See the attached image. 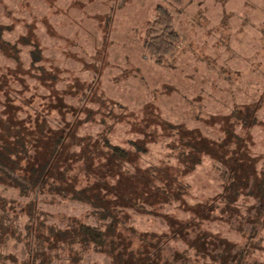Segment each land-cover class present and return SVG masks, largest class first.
Instances as JSON below:
<instances>
[{
    "label": "rangeland",
    "instance_id": "obj_1",
    "mask_svg": "<svg viewBox=\"0 0 264 264\" xmlns=\"http://www.w3.org/2000/svg\"><path fill=\"white\" fill-rule=\"evenodd\" d=\"M158 5L170 12V24L178 34L174 50L159 64L143 46L148 30H161L153 25ZM0 32V72L21 80L19 75L36 94L62 93L64 103L77 114L79 107L90 110L92 120L79 124L78 135L105 130L111 143L124 148H131L130 140H144L147 152L139 158L141 166L169 160L180 168L175 158L179 146H166L178 144L163 136L167 131L161 135L159 128L154 133L145 123L123 122L121 117L130 112H153L161 120L216 139L222 136L218 117L234 107L259 103L256 124L249 129L241 124L225 127L246 139L250 153L259 158L255 167L264 169V0H0ZM33 51L38 61H32ZM9 86L19 85L12 80ZM84 110L82 120L89 117ZM215 166L219 164L203 155L193 171L180 176L187 204L202 203L221 191ZM0 198L26 201L4 185ZM38 206L51 213L53 224L62 226V216L95 223L83 202L39 199ZM170 212L177 218L189 216ZM25 219L19 217L16 223ZM128 221L141 232L167 229L153 214L132 212ZM203 225L244 242L221 220ZM259 237L260 247L253 255L264 262V229ZM65 252L58 251L53 263L72 264ZM5 255L20 261L27 251L8 238L0 244V264H11ZM74 264L110 263L104 253L89 249Z\"/></svg>",
    "mask_w": 264,
    "mask_h": 264
},
{
    "label": "trees",
    "instance_id": "obj_2",
    "mask_svg": "<svg viewBox=\"0 0 264 264\" xmlns=\"http://www.w3.org/2000/svg\"><path fill=\"white\" fill-rule=\"evenodd\" d=\"M171 22L170 12L158 5L153 25L161 30H148L143 42L157 64L178 41ZM30 54L32 61L40 58L37 51ZM17 76L22 81L0 72V185L26 201L0 198V244L15 239L27 255L20 261L11 255L4 259L11 264H57L53 259L58 260V251L66 250L65 260L74 264L82 252L92 249L104 253L110 264H264L253 255L264 229V169L255 167L259 158L250 153L246 139L225 127L241 124L249 129L256 124L259 103L234 107L218 117L222 136L216 139L161 120L153 112H130L121 117L123 122L145 123L154 133L159 128L161 135L167 131L163 136L178 144L166 146H179L175 158L180 168L169 160L141 166L139 158L147 152L144 140H130L131 148H124L111 143L105 130L78 135L79 124L92 120L90 110L79 107L77 114L64 103L62 93L36 94ZM12 80L17 88L9 86ZM83 110L89 113L85 120L79 116ZM203 155L219 164L215 168L222 189L189 205L180 176L193 171ZM39 199L86 203L95 223L62 216V226L53 224L51 213L38 206ZM172 209L189 216L177 218ZM132 212L158 216L167 229L141 232L128 221ZM19 217H26L20 225ZM214 220L223 221L244 242L203 225Z\"/></svg>",
    "mask_w": 264,
    "mask_h": 264
}]
</instances>
